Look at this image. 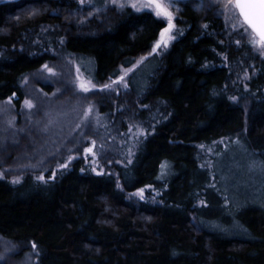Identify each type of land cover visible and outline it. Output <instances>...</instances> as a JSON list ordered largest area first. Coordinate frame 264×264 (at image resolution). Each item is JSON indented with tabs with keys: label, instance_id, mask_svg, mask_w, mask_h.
<instances>
[{
	"label": "trees",
	"instance_id": "1",
	"mask_svg": "<svg viewBox=\"0 0 264 264\" xmlns=\"http://www.w3.org/2000/svg\"><path fill=\"white\" fill-rule=\"evenodd\" d=\"M84 13L78 0L0 3V100L11 110L0 240L12 251L0 264L29 256L32 264H264V201L242 197L232 172L225 182L218 170L233 151L264 178V50L237 21L188 5L181 36L148 60L161 19L108 4ZM82 56L94 78L75 71ZM67 62L78 90L71 101L81 93L112 131L91 127L69 141L72 150L59 140L36 154L31 139L50 137L27 130L36 122L27 76L52 69V84L39 91L52 102L66 80L54 69ZM148 63L156 65L148 78H136ZM81 81L95 87L80 92ZM53 124L52 133L61 129ZM92 154L102 173L86 161Z\"/></svg>",
	"mask_w": 264,
	"mask_h": 264
},
{
	"label": "rangeland",
	"instance_id": "2",
	"mask_svg": "<svg viewBox=\"0 0 264 264\" xmlns=\"http://www.w3.org/2000/svg\"><path fill=\"white\" fill-rule=\"evenodd\" d=\"M2 1L3 0H0V3ZM78 2L80 8L83 11H85L84 13L85 17H90L91 15L89 14V11H91V13L93 14L94 11H98L102 5L107 6L108 4L110 6L119 7V4L123 2L126 5L125 7H131L130 4L133 2L137 3L139 6V4L142 3V0H116L115 3H113V0H83V2H81V0H78ZM166 2L171 3L170 11H172L174 14V19H173L174 28L169 33V35L172 38L168 39L166 36L162 40L161 32H163L168 25L166 20L158 17L164 22L165 27L161 30V32L158 35V38L152 44L150 52L145 59L153 60L155 58L162 57L170 49L172 44L181 36L183 31L181 28L180 21L184 19L183 16L184 9L188 5L194 8H196V6H200L201 8L205 9L207 12H213L216 18L221 19L222 21L228 19L229 22H231L232 20H234L238 22V26L241 25L242 23L237 12L225 6L227 0H174V2L173 0H166ZM132 9L135 10L136 12H151L152 14L155 15V13L151 9L144 8L141 11H137L134 8ZM158 43L160 44V47H156ZM62 59L68 60L69 58L64 57ZM75 59L78 61L74 65L75 71H80L84 77L89 76V78H94L95 73L93 70L92 62L88 61L83 56L77 57ZM141 63L136 64L134 67L137 68L138 66H140ZM69 65H70L69 62H67L64 63L63 66H56L54 69V71L60 70L65 75L66 80H65V84L61 88H59V90H57L55 95H52L53 92L50 94V96L52 95L51 96L52 102L49 99H46L39 92L41 91L42 87L52 84L53 80L48 77L50 76V74H47L50 72L49 71L42 73L36 72L31 76H27L30 78L29 81H27L28 84L26 85L25 90L29 96V100L31 102H35L36 104V106H33L29 110V115H31V117L34 116L36 118V122H32V124L29 127H27V130L32 131L34 129L33 130L34 133L38 131L39 133L45 134V137L47 136V134L50 137L48 141H42L41 143H39V145L35 141H33V139H31V141L29 140L34 145V147L37 148L38 146L36 154H40V155L44 154L45 152L44 150H46V148L48 149L47 147L48 145H49V152L48 150H46V153H50V151L53 149V145L57 144L59 140H63V142L66 141L67 142L66 145H68L67 149L70 148V150H72L77 145H69L68 144L69 141L72 138L77 139L80 134H82L85 130L91 127H93L94 130L97 131L102 129L105 134L109 133V130L112 131L109 128V125L111 124L110 121L106 118L101 117L98 111L99 107H97V105H93V104L91 105L90 103L86 102L84 96L81 93H79L81 97V100L79 102L71 101V98L77 97L76 93H78V90L74 89L73 88L74 86L71 85L72 82L67 80L70 70H66L64 68L69 67ZM155 66L156 65L152 63L151 65L150 63L143 65L142 67L139 68V71L136 73L137 74L136 78L138 79L148 78V76L150 75L149 73L155 69ZM59 95H67L69 100L62 103H57L56 99H58ZM8 106H9L8 104H5L2 100H0V163L2 162L3 157H5L6 153L9 154V157H11V152L7 150L8 147H5L6 143L4 141L5 140L4 129L8 128L6 123H4L5 115L11 113V110L9 109ZM89 107L92 108V112L90 114L87 112V109ZM43 116H45V119L47 120L41 122L40 118H42ZM52 123H54L53 125L60 126L61 129H59L55 133H52L51 130ZM131 149L132 147L130 146L128 148L129 150L128 153L131 151ZM125 151L127 155V150H124V152ZM115 152L116 150L114 151V153ZM87 153L89 152L87 151ZM119 153H122V151ZM119 153L117 155H119ZM24 155H27L25 149L21 153V157ZM86 161L95 169L97 173H102L101 172L102 170L99 169L100 165L97 162L98 157L96 155L92 154L87 158ZM249 163L251 162L247 160V156L243 155L242 153L241 155H239L232 151L226 153L221 157V160L218 163V170L221 171V174L225 182L231 179L230 176L228 179L226 171L232 172L231 176L232 178L237 179L235 183H237L238 185L236 186H238V188L241 189L242 197H247L250 200L252 199L253 201H257V200L264 201V178L261 176L260 173L256 171V169L250 168L251 166L249 165ZM3 168L7 169L10 167L8 166V164H6L5 167ZM135 197L138 198L136 195ZM11 252L12 251L7 246V244L4 241L0 240V261L4 257L8 258L9 256H11L12 255ZM33 262L34 261L32 256H29L23 262L14 263V264H32Z\"/></svg>",
	"mask_w": 264,
	"mask_h": 264
},
{
	"label": "snow or ice",
	"instance_id": "3",
	"mask_svg": "<svg viewBox=\"0 0 264 264\" xmlns=\"http://www.w3.org/2000/svg\"><path fill=\"white\" fill-rule=\"evenodd\" d=\"M81 2H83V0H81ZM115 2L116 0H113V3ZM125 6V3L123 2L119 4V7L121 8ZM130 6L137 11H141L144 8L151 9L155 13L156 17H160L166 20L168 26L164 29L163 32H161V38L162 40L166 36L168 39L172 38L169 35L171 30L174 28V14L172 11H170L171 3L166 2V0H142V3H140L139 6L135 2L131 3ZM225 6L237 12L242 21L241 27L244 28V31L249 34V43L253 47H259L261 50H264V0H227ZM237 43H239V41H237ZM156 47H160V44L158 43ZM44 68L47 69L50 73L52 72V69L49 68L48 65H44ZM120 79L123 80V77H120ZM78 87L81 91L88 92L92 87L95 86L91 85L90 82L81 81L78 84ZM104 87L108 88L110 86L105 85ZM25 103L29 107H32L29 101H25ZM87 112L90 114L92 112V108L89 107L87 109ZM94 145L95 142L93 141V146ZM87 151L91 152L92 148L87 149ZM62 167H67V164L62 165ZM38 179L43 180L44 177L40 176L38 177ZM17 182L19 181H13V183ZM139 195L141 196V198H143V190H141ZM32 246L33 248L36 247L35 244H33Z\"/></svg>",
	"mask_w": 264,
	"mask_h": 264
}]
</instances>
